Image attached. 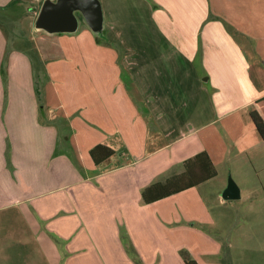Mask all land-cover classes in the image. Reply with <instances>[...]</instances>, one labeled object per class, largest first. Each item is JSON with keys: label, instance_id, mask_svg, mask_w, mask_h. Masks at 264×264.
Masks as SVG:
<instances>
[{"label": "crops", "instance_id": "obj_1", "mask_svg": "<svg viewBox=\"0 0 264 264\" xmlns=\"http://www.w3.org/2000/svg\"><path fill=\"white\" fill-rule=\"evenodd\" d=\"M13 1L0 21H18L15 7L36 19L46 0L0 7ZM100 2L104 30L122 52L106 47L80 12L74 33L35 30L42 33L33 50H12L0 22V67L8 54L9 77L0 116V264H131L123 228L139 252L156 242L172 248L162 234L174 225L169 234L187 249L179 264H236L230 238L194 227L231 219H212L222 170L264 162L251 117L264 119V0ZM116 21H152L155 44L125 39ZM32 58L45 75L41 86ZM98 145L114 151L100 164L91 155ZM203 152L216 177L151 202L152 185L183 174Z\"/></svg>", "mask_w": 264, "mask_h": 264}, {"label": "rangeland", "instance_id": "obj_2", "mask_svg": "<svg viewBox=\"0 0 264 264\" xmlns=\"http://www.w3.org/2000/svg\"><path fill=\"white\" fill-rule=\"evenodd\" d=\"M12 11V15L18 16V21H8L5 16H1L2 28L8 37L10 48L12 50L28 46L29 48H33L36 45V38H38L39 33H42L34 32L37 30V17L36 19L34 17L32 18L31 14L26 16V9L20 10L15 7ZM224 23L226 26L230 24L229 21H224ZM116 26L120 35L127 40H131L134 36L136 37L138 35L144 37L143 39H146L145 43L148 44L146 49H149L150 44H152V42L150 43V41H148L150 40L149 37H151V40L153 41L154 36H156L154 32L156 30L152 21H116ZM104 32L106 38L103 40V43L105 45L108 44L106 47L110 46L112 48V44L121 52L126 49L114 32L109 29L106 31L104 30ZM153 44H155L154 41ZM7 55L8 54L3 57V65L0 67V116H3L6 111L9 97V77L6 64L8 60ZM32 62L34 67L38 70L35 76L42 78V82L36 80V84H40L41 86L44 83L45 75L40 72L41 67L38 59L32 58ZM43 96V93L42 96L37 95L38 101L43 98ZM6 146L8 148V143H6ZM6 158L8 161L7 155ZM255 168L257 170H255ZM222 171L224 187L221 186L219 188L221 196L230 179H232L242 189V197L239 200L233 201H223L221 198H218L214 203L211 201L212 219L216 220V215L222 213H230L231 219H225L222 225L220 223V226H215V224L211 223L196 222L194 228L208 234L214 240L219 236L222 239L230 238L233 243L232 246H234L232 251H234L236 256H234V262L236 264H264V196L261 193V190L264 189V162H254L253 164L248 163L246 168L241 169H239V166H235L234 172L228 171L226 173L224 170ZM243 181H245L244 184L240 183ZM250 188L255 189V194L247 197L246 191ZM215 190L217 191L218 189ZM192 206L197 207V204L190 203V207ZM190 220L189 223L193 222V219ZM218 221H220V219H218ZM175 228V225L171 229L167 227L166 230L168 229V233L162 234L164 238L167 236L172 240V246H170L172 248H165L166 244H164V242H156L154 248L149 250L141 249L139 252L134 249L129 233L123 228L121 234L122 237H124V248L130 255L129 258L133 259L131 260L133 262H131V264H179L182 262L187 254V249L184 246L181 248L182 238L180 235L169 234V230H172V232L175 233ZM225 244L226 246L228 245L227 243ZM175 246H177V248H175ZM134 254L136 256H134Z\"/></svg>", "mask_w": 264, "mask_h": 264}, {"label": "water", "instance_id": "obj_3", "mask_svg": "<svg viewBox=\"0 0 264 264\" xmlns=\"http://www.w3.org/2000/svg\"><path fill=\"white\" fill-rule=\"evenodd\" d=\"M76 12H80L91 30L102 35L104 21L100 0H46L39 13L36 28L48 33H74L78 29L79 21ZM225 201L241 198L239 186L230 179L222 193Z\"/></svg>", "mask_w": 264, "mask_h": 264}, {"label": "trees", "instance_id": "obj_4", "mask_svg": "<svg viewBox=\"0 0 264 264\" xmlns=\"http://www.w3.org/2000/svg\"><path fill=\"white\" fill-rule=\"evenodd\" d=\"M16 2L17 1H13L6 7H0V11L2 12L7 9L9 10ZM29 50H33V48H29ZM251 117L258 133L260 134L261 138L264 139V119L256 111L251 113ZM113 154L114 151L104 145H98L91 151V155L96 164L104 162L105 160L113 156ZM216 176L217 170L213 162L211 161L209 155L206 152H203L197 155L195 158L190 159L188 162H186V171L183 174L175 176L170 180H167V182L165 183H157L152 185L150 189L153 191L154 197L153 201L151 202L198 186L199 184L206 182L207 180H210ZM146 194L147 192L144 193V196ZM145 198L147 200V196H145ZM187 264L196 263L191 260L188 261Z\"/></svg>", "mask_w": 264, "mask_h": 264}]
</instances>
